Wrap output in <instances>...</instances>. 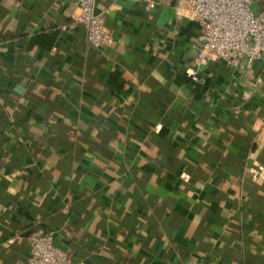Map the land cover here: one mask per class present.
<instances>
[{"label":"crops","instance_id":"obj_1","mask_svg":"<svg viewBox=\"0 0 264 264\" xmlns=\"http://www.w3.org/2000/svg\"><path fill=\"white\" fill-rule=\"evenodd\" d=\"M158 2L96 0L99 49L77 0H0V264L36 228L79 264H264L261 65L194 85L203 29Z\"/></svg>","mask_w":264,"mask_h":264},{"label":"built area","instance_id":"obj_2","mask_svg":"<svg viewBox=\"0 0 264 264\" xmlns=\"http://www.w3.org/2000/svg\"><path fill=\"white\" fill-rule=\"evenodd\" d=\"M258 0H176L175 11L181 18L195 21L203 29L193 45L190 77L194 85L205 82L206 68L214 61H224L231 68L244 71L261 65L256 85L264 84V13L255 9ZM146 11L159 5L158 0H144ZM79 13L71 26L82 24L87 41L95 48L114 43L105 14L96 9V0H77ZM27 99H22L26 102ZM57 230L36 228L27 236L30 245L28 264H79L72 254L56 243Z\"/></svg>","mask_w":264,"mask_h":264}]
</instances>
